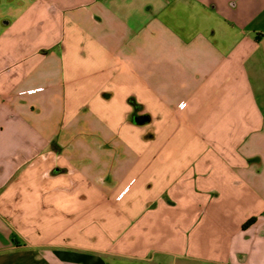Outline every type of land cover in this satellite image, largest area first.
<instances>
[{
	"label": "crops",
	"instance_id": "crops-1",
	"mask_svg": "<svg viewBox=\"0 0 264 264\" xmlns=\"http://www.w3.org/2000/svg\"><path fill=\"white\" fill-rule=\"evenodd\" d=\"M213 2L0 0V264H264V0Z\"/></svg>",
	"mask_w": 264,
	"mask_h": 264
},
{
	"label": "rangeland",
	"instance_id": "rangeland-1",
	"mask_svg": "<svg viewBox=\"0 0 264 264\" xmlns=\"http://www.w3.org/2000/svg\"><path fill=\"white\" fill-rule=\"evenodd\" d=\"M237 2V0H214V4L216 5V13L219 17H226V9H230L233 12L238 10V6H233L232 3ZM212 5H209L208 7L211 8ZM209 8V9H210Z\"/></svg>",
	"mask_w": 264,
	"mask_h": 264
},
{
	"label": "trees",
	"instance_id": "trees-1",
	"mask_svg": "<svg viewBox=\"0 0 264 264\" xmlns=\"http://www.w3.org/2000/svg\"><path fill=\"white\" fill-rule=\"evenodd\" d=\"M255 220H257L256 217H253V218L251 217L249 220H247V221L244 223L243 227L246 228V227L249 226L250 224H253V223L255 222Z\"/></svg>",
	"mask_w": 264,
	"mask_h": 264
},
{
	"label": "water",
	"instance_id": "water-1",
	"mask_svg": "<svg viewBox=\"0 0 264 264\" xmlns=\"http://www.w3.org/2000/svg\"><path fill=\"white\" fill-rule=\"evenodd\" d=\"M145 119H146V116H141V117L139 116L137 118V121L140 122V123H143L145 121Z\"/></svg>",
	"mask_w": 264,
	"mask_h": 264
}]
</instances>
